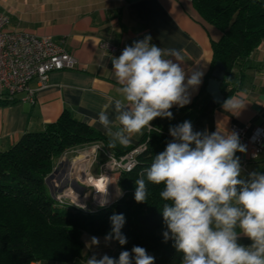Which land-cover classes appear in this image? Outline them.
I'll list each match as a JSON object with an SVG mask.
<instances>
[{"label":"crops","instance_id":"0c3cea01","mask_svg":"<svg viewBox=\"0 0 264 264\" xmlns=\"http://www.w3.org/2000/svg\"><path fill=\"white\" fill-rule=\"evenodd\" d=\"M0 10L9 15L11 30L33 32L62 43L77 61L74 69L53 71L43 89L37 80L32 81L34 101L24 100L25 93L17 94L13 100L0 95L2 148L25 133L43 131L64 111L109 136L98 123V114L106 109L114 122L112 131L118 130L121 126L115 121L114 101L123 97L112 72V57H118L126 45L146 35L161 48L181 52L186 79L194 71L203 73L199 87L189 89V104L183 108L174 106L171 120L156 118L151 122L164 126L168 142L172 140L169 127L185 120L192 123L194 131L209 133L217 128L234 132L232 126H237L245 129L248 137L256 128L264 129V41L252 54L242 80L239 68L234 70L240 86L231 98L243 103L241 110L225 111L224 101L217 104L211 97L195 105L198 99L205 98L202 90L213 70V43L223 33L200 15L192 0H0ZM104 43L115 50H105ZM147 131L145 128L133 135L128 145L140 143ZM240 143L246 148L236 153L242 176L254 170L264 173V150L252 159L249 147L241 140ZM115 186L114 194L119 198L121 189L118 183ZM239 243L248 245L251 241L241 235Z\"/></svg>","mask_w":264,"mask_h":264},{"label":"clouds","instance_id":"9594fccd","mask_svg":"<svg viewBox=\"0 0 264 264\" xmlns=\"http://www.w3.org/2000/svg\"><path fill=\"white\" fill-rule=\"evenodd\" d=\"M151 40L146 35L112 57V72L123 97L114 101L115 121L121 127L113 132L107 110L98 114V123L111 137V148L117 143L127 146L133 135L151 130L156 118L173 119L171 109L189 104V89L202 82L199 71L186 79L180 51L161 48ZM222 106L225 111L244 107L236 98H228ZM169 134L172 140L144 174L148 182L164 185L160 192L166 202L160 210L164 242L173 241L182 253V264H264V173L254 170L242 176L236 153L246 148L238 134L218 128L211 133L194 131L188 120L170 126ZM135 185V201L146 202L143 175ZM109 219L106 244L115 240L125 245L124 215L114 213ZM241 235L251 243H239ZM91 244L98 246L99 238L93 236ZM86 264H155V258L144 247L133 246L121 251L118 260L93 255Z\"/></svg>","mask_w":264,"mask_h":264},{"label":"trees","instance_id":"16d2710c","mask_svg":"<svg viewBox=\"0 0 264 264\" xmlns=\"http://www.w3.org/2000/svg\"><path fill=\"white\" fill-rule=\"evenodd\" d=\"M192 1L200 15L223 33L213 43V68L218 60L226 67L221 86L225 101L240 86L235 68H239L242 80L252 54L264 41V0ZM208 79L202 90L205 98L195 105L210 97L206 92ZM152 126L140 141H147V148L138 156V165L118 180L122 195L96 212L59 204L48 177L71 146L101 141L121 155L135 145L111 148L106 133L64 111L43 131L25 133L7 148L0 147V264H29L35 260L73 264L85 249L84 235L105 237L114 213L125 217L122 232L128 242L122 246L113 240L117 247L113 258L118 260L121 251L141 246L155 258V264H182V253L176 251L173 241L164 242L166 229L160 211L166 203L160 196L164 185H154L144 175L168 142L164 126ZM142 175L148 195L146 202L137 203L135 181Z\"/></svg>","mask_w":264,"mask_h":264},{"label":"built area","instance_id":"2783aa9c","mask_svg":"<svg viewBox=\"0 0 264 264\" xmlns=\"http://www.w3.org/2000/svg\"><path fill=\"white\" fill-rule=\"evenodd\" d=\"M9 24V15L0 10V95L13 100L17 94L25 93L24 100L34 101L35 90L30 88L32 81L37 80L39 88L43 89L49 83L53 71L74 69L77 61L62 43L33 32L13 31ZM102 48L115 50L108 43L102 44ZM232 130L249 147L252 159L262 153L263 128H256L248 137L245 136L243 128L232 126ZM146 148L147 141H143L128 152L116 155L103 142L97 141L66 151L48 177L55 199L61 205L83 212H96L101 207V202H105L104 207L111 205L116 199L114 187L117 180L135 169L138 156ZM74 154L81 156L79 163L75 159L72 161ZM101 156L104 157L103 160H99ZM94 162L100 165L99 174L96 176L92 174L93 170L89 166ZM69 176H73V179ZM74 185L77 187H73ZM74 188L83 190L85 197L82 198L81 195L80 198L74 193L71 195L69 192Z\"/></svg>","mask_w":264,"mask_h":264},{"label":"rangeland","instance_id":"374dc122","mask_svg":"<svg viewBox=\"0 0 264 264\" xmlns=\"http://www.w3.org/2000/svg\"><path fill=\"white\" fill-rule=\"evenodd\" d=\"M94 142H97V141L77 144V145L71 146L68 149L70 150V149H74V148H80V147H83V146H86V145H90V144H92ZM110 150L113 151L112 149H110ZM80 157H81L80 155L74 154L71 159H72V161H73V159H75L79 163V158ZM103 159H104V157L101 156L99 160H103ZM82 163L85 165L84 162H82ZM86 165H88V164H86ZM89 166H90V169L93 170L92 174H94V176L99 174L100 165L97 162H94L92 165H89ZM70 177H72V179H73V176H69V178ZM67 178H68V176H67ZM117 183H118V180H117ZM73 187H77V186L74 185ZM49 188H50V185H49ZM48 193L51 195V192H50L49 189H48ZM69 193L71 195H74V194L79 195L78 197H80V198H81V195H83L82 198L85 197L84 191L83 190H78L77 188H74ZM92 237L93 236L88 235V234L84 235L85 249H84L82 255L77 260H75V263H73V264H86L88 258L92 257L93 255H96L97 258H99L100 256H102L104 254H107L108 256L113 257L114 253L116 252V245H115L114 241H111L110 243L106 244V242L104 240V237H98L99 240H100V244L98 246H96V245H92L91 244V238ZM95 237H97V236H95ZM29 264H63V263H58V262H54V261H37V260H35V261H32ZM66 264H70V263H66Z\"/></svg>","mask_w":264,"mask_h":264},{"label":"water","instance_id":"95a60500","mask_svg":"<svg viewBox=\"0 0 264 264\" xmlns=\"http://www.w3.org/2000/svg\"><path fill=\"white\" fill-rule=\"evenodd\" d=\"M226 76V67L221 60H218L213 68L212 76L208 79L206 92L217 103L224 101L225 96L222 92V81Z\"/></svg>","mask_w":264,"mask_h":264}]
</instances>
